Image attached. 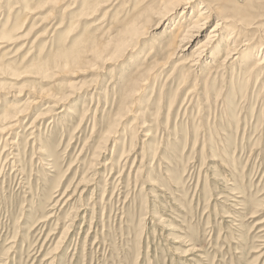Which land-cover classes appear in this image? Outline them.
I'll return each instance as SVG.
<instances>
[{
	"label": "rangeland",
	"instance_id": "rangeland-1",
	"mask_svg": "<svg viewBox=\"0 0 264 264\" xmlns=\"http://www.w3.org/2000/svg\"><path fill=\"white\" fill-rule=\"evenodd\" d=\"M157 4L0 0V264H264V75L153 74Z\"/></svg>",
	"mask_w": 264,
	"mask_h": 264
},
{
	"label": "bare ground",
	"instance_id": "bare-ground-1",
	"mask_svg": "<svg viewBox=\"0 0 264 264\" xmlns=\"http://www.w3.org/2000/svg\"><path fill=\"white\" fill-rule=\"evenodd\" d=\"M157 2V8H155L139 26L136 27L137 21L134 19L129 22L131 24L124 27V31H133L130 40L133 38L144 37L149 32V28L152 27L151 29H153L158 25H162L166 22L168 23L172 13L176 9L181 8L179 14V18L181 19L179 24H176L175 22V24L172 25L173 27H169L165 32L170 34L168 39L162 44L163 60L154 64L155 67L153 68V74H155L158 69L163 70L167 60L173 58L176 54H182L188 44L199 36L207 22L216 18L214 21L215 23L208 30V34L202 37V39L199 40V42L193 47L190 56L187 59L178 62L174 67H178L180 70L182 69V65L189 64V66L196 70L197 68L199 69V67H204L201 73L206 71L211 73L214 72V70L209 72L211 70L210 68L220 69L221 65L224 67L226 64L240 65L243 68L248 65L244 70L245 75L243 74V76L248 74L249 76L251 75L256 78L255 75L257 73H259V76L264 75V55L262 58L261 56L257 58V55L263 51V48L261 49L262 45L260 46V44H254L255 41L253 40L255 36L258 35V32L262 31V25L254 23L257 8H261L258 5V1L255 2L257 3V6H254L245 0H224V3H220L219 0H157ZM222 31H224V33ZM161 35L162 34H160V36ZM218 35L220 36V40L223 44H220V46L215 47L214 50L211 51L213 43L217 40L216 38ZM151 52L152 51L149 53ZM207 54H209L208 58H210V61L208 62L209 64L205 61V56ZM219 54H221L220 57L216 58ZM110 62L111 61H107L105 63ZM246 70H248V72ZM38 98H34L31 103H38ZM54 102L56 105H50L51 108L56 107L57 103H60L58 100ZM49 110L48 106L46 114L43 113L37 120L40 122L42 118L47 117ZM58 114L59 113L54 112V115ZM20 116L22 117L21 113H18V115L11 120V123H13L10 125L11 127L15 128L19 125L18 123L22 122ZM30 127L31 126H29V128Z\"/></svg>",
	"mask_w": 264,
	"mask_h": 264
}]
</instances>
